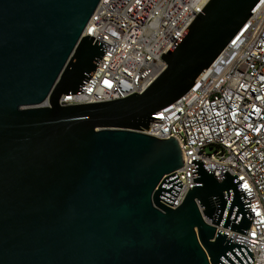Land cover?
<instances>
[{"label":"water","instance_id":"water-1","mask_svg":"<svg viewBox=\"0 0 264 264\" xmlns=\"http://www.w3.org/2000/svg\"><path fill=\"white\" fill-rule=\"evenodd\" d=\"M100 1L0 0V264H252L221 230L246 236L252 221L238 178L219 181L193 161L202 185L166 207L183 186L169 176L183 154L175 139L142 131L264 0H211L142 94L61 106L103 56L83 36Z\"/></svg>","mask_w":264,"mask_h":264},{"label":"built area","instance_id":"built-area-1","mask_svg":"<svg viewBox=\"0 0 264 264\" xmlns=\"http://www.w3.org/2000/svg\"><path fill=\"white\" fill-rule=\"evenodd\" d=\"M210 1L101 0L83 36L100 44L103 56L80 92L63 95L59 104H97L142 94L166 70L164 56ZM43 106H49L48 99ZM153 118L142 132L175 139L184 162L169 175L176 173L183 185L173 205L161 203L176 209L189 190L202 185L193 183V161L219 181L226 172L236 176L252 221L246 236L221 230L251 251L252 264H264V1L194 87Z\"/></svg>","mask_w":264,"mask_h":264}]
</instances>
